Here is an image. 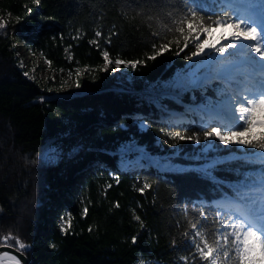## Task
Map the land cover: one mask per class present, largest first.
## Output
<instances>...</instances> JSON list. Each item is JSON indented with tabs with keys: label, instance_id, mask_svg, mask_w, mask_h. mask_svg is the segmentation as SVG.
I'll use <instances>...</instances> for the list:
<instances>
[{
	"label": "trees",
	"instance_id": "trees-1",
	"mask_svg": "<svg viewBox=\"0 0 264 264\" xmlns=\"http://www.w3.org/2000/svg\"><path fill=\"white\" fill-rule=\"evenodd\" d=\"M184 7L185 0H40L38 5L34 0H0V11L14 17L0 31V245L18 249L16 241L23 243L25 249L20 251L29 264H137L141 260L206 264L190 246V221L199 219L203 210L208 216L207 230L217 226L212 223L214 214L227 211L218 209L217 202L234 196L235 185L264 169V158L251 155L257 150L216 144L215 150L202 152L200 147L190 149L186 141H176L185 151L169 159L181 167L140 169L139 180L151 185L141 193L135 176L116 166V151L121 142L134 139L147 154L164 160L168 126L158 123L155 114L165 109L139 94L53 95L24 74L13 47V36H20L32 52L42 53L54 67L86 68L95 79L105 65L102 53L106 50L113 61H140L129 66L137 78L169 81L177 69H193L215 53L189 60L186 57L195 46L189 42L184 47L187 25L183 36L166 31ZM97 31L100 37L95 36ZM200 39H205L203 34ZM93 40L96 43H90ZM164 43H169L167 51L147 58ZM180 99L187 100L185 95ZM162 103L183 108L181 101L172 98ZM122 112L125 116L121 117ZM136 112L148 116L145 129L137 125ZM117 115L122 125L97 124ZM190 115L192 119L174 124L172 132L202 134L210 129ZM75 133L82 134L88 150L69 159L63 170L59 163L42 162L40 154L46 144L74 148ZM93 157L99 165L85 175L74 193L80 199L77 207L73 195L69 201L58 193L62 187L69 192L66 186L74 169ZM213 159L222 163L213 172L215 179H209L198 170ZM111 169L114 177L108 174ZM52 204L70 211L71 221L64 230L49 207ZM9 237L14 239L5 243Z\"/></svg>",
	"mask_w": 264,
	"mask_h": 264
},
{
	"label": "snow or ice",
	"instance_id": "snow-or-ice-1",
	"mask_svg": "<svg viewBox=\"0 0 264 264\" xmlns=\"http://www.w3.org/2000/svg\"><path fill=\"white\" fill-rule=\"evenodd\" d=\"M34 2L38 5L40 0ZM251 5H257L258 8ZM212 16L216 19L213 20ZM185 24L188 35L184 36V47H188L189 42L195 46L187 59L192 60L211 52L218 53L224 59L209 56L206 63L198 62L196 69L187 77L177 76L169 86L186 88L199 80L197 73L201 67L215 65L216 75L213 78L223 81L225 86L219 90V94L224 99L214 109H210L216 114V123L210 129L204 130L202 134L194 132L189 135L176 131L171 138L199 144L202 135L203 140L208 142L205 151L215 150L216 146L211 141L218 140L226 147L235 145L242 150L255 149L257 151L251 155L264 158V0H207V3L204 0H185L184 9L174 16L172 27H167L166 31L175 30L183 36ZM4 27L0 23V28ZM216 27H231L233 31L227 37L222 36L220 46L206 44L208 32ZM202 34L204 40L200 39ZM101 35L100 31L95 33L96 37ZM168 48L169 43H164L159 50H155L154 44V54L147 58L155 59ZM102 55L105 69L113 63L117 68L121 65L135 67L140 63L121 59L113 61L106 50ZM229 55L236 58L230 60L227 58ZM257 128L261 131L256 132ZM221 163L220 160H210L198 171L206 178L215 179L213 172ZM150 188L151 185L144 182L138 191L143 193ZM234 188V196L217 202L218 209L227 211L218 210L214 214L212 223L217 225L215 228L207 230L208 216L203 210L199 213V219L190 221V246L196 249L194 256L198 255L206 264H264V169L258 175L247 177ZM84 212L87 213L86 208ZM135 219L139 220V217ZM7 239L14 238H6L5 243ZM132 240L135 243L136 237ZM16 246L19 250L25 249V245L18 240ZM5 256L8 254L5 253ZM8 258L12 264H21L15 256Z\"/></svg>",
	"mask_w": 264,
	"mask_h": 264
},
{
	"label": "rangeland",
	"instance_id": "rangeland-1",
	"mask_svg": "<svg viewBox=\"0 0 264 264\" xmlns=\"http://www.w3.org/2000/svg\"><path fill=\"white\" fill-rule=\"evenodd\" d=\"M13 19L14 17L10 13H3L0 11V23H3L5 27ZM5 27L0 28V31H3ZM232 31L233 29L231 27L212 28L207 38V43L220 46L223 42L222 36L227 37ZM13 41V47L17 56L19 68L23 70L24 74L29 79L35 80L41 85H45L53 95L62 97L81 95L91 96L111 91L118 94H139L145 99L151 100L157 108L163 107V109H165L164 112L155 114V118L158 123L168 126V131L165 132L168 146L164 148V160H161L158 155L147 154L143 145H140L134 139L121 142L118 145V149L116 151L118 154V158L115 162L116 166L121 170L129 171L131 176H135V180L139 181L142 186L145 181L139 180L138 171L140 169L147 168L149 165H158L163 169H170L172 167L178 169L181 167L177 164H172L169 159V157H176L180 155L181 152L185 151L176 143V141L179 140H173L171 138L173 133L171 127L174 124L192 119L190 114L195 116L197 123L201 127L205 126L206 128H211L216 123V114L210 111V109H214L216 105L224 99V97L219 94V90L225 85L221 79L213 78L216 75L214 71L215 65H212L211 67H201L197 73L199 80L183 89L173 88L169 85L175 80L177 76L183 75L187 77L189 73L196 69V67L193 69H177L171 80L157 83L137 78L138 76L134 74L130 67H124L121 65L117 68L113 63L109 65L107 69H105L104 65L100 72L99 78L95 79L94 77H91V72L86 68H80L77 66L72 68L54 67L50 61L42 55V53L32 52L28 48L26 42L20 36H13ZM210 56L215 59L219 57V54L213 53ZM208 59L209 57L205 60V63L208 61ZM207 89L212 91L213 94H209ZM184 95L186 96L187 100L182 101L180 96ZM164 98H172L174 100L181 101L183 108H169L166 103H162ZM120 114L121 117L125 116V112ZM120 116L117 115L109 121L102 118L97 124H110L114 126L122 125V122L119 120ZM133 116L140 128L145 129L148 126V116L146 114L136 112L133 114ZM97 124L93 125L95 130L98 129L96 126ZM258 129L259 128L255 129V131ZM75 134L74 148L65 150L62 147H57L49 143L46 144L40 154L42 155V162L49 165L59 163V167L65 168L69 159L76 158V155L80 153L82 154L84 151L88 150L89 147L87 146L86 141L82 138V134ZM184 141H186L187 146H190V149L200 147L202 152H207L204 150L205 144L208 143L207 141L201 140L199 144L189 140ZM211 143L215 146L216 144H220L218 140H212ZM98 165V160L93 157L87 161V163L81 164L75 168L71 175V180L68 181L69 185L66 186L69 188V192L66 193L65 188L62 187L58 193L59 197H63L65 200L70 201L69 197L73 195L75 197V204L77 207H79L80 199L77 197L78 195H74V193L78 191V188L85 175L88 172L93 171L96 167H98ZM108 174L113 177L115 176L112 169L108 170ZM221 201H225V198L221 199L220 202ZM49 207L52 208L56 216V221L62 230L69 226L71 221V214L69 210L61 211L58 206H56V204H52ZM137 264L158 263L141 260Z\"/></svg>",
	"mask_w": 264,
	"mask_h": 264
},
{
	"label": "water",
	"instance_id": "water-1",
	"mask_svg": "<svg viewBox=\"0 0 264 264\" xmlns=\"http://www.w3.org/2000/svg\"><path fill=\"white\" fill-rule=\"evenodd\" d=\"M5 253H7L8 256H15L17 259L20 260L21 264H29V259L25 255V253H23L14 246L0 245V258L4 257Z\"/></svg>",
	"mask_w": 264,
	"mask_h": 264
},
{
	"label": "bare ground",
	"instance_id": "bare-ground-1",
	"mask_svg": "<svg viewBox=\"0 0 264 264\" xmlns=\"http://www.w3.org/2000/svg\"><path fill=\"white\" fill-rule=\"evenodd\" d=\"M0 264H12V262L9 260L8 256H4L0 258Z\"/></svg>",
	"mask_w": 264,
	"mask_h": 264
}]
</instances>
